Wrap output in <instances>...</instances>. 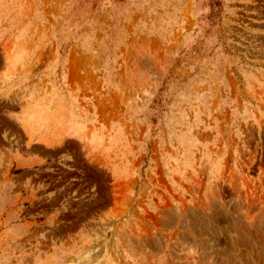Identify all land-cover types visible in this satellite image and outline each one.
I'll return each instance as SVG.
<instances>
[{
  "label": "rangeland",
  "instance_id": "374dc122",
  "mask_svg": "<svg viewBox=\"0 0 264 264\" xmlns=\"http://www.w3.org/2000/svg\"><path fill=\"white\" fill-rule=\"evenodd\" d=\"M0 264H264V0H0Z\"/></svg>",
  "mask_w": 264,
  "mask_h": 264
}]
</instances>
